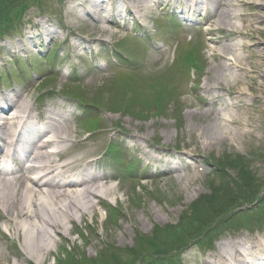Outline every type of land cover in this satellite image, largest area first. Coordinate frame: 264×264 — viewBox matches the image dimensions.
Returning a JSON list of instances; mask_svg holds the SVG:
<instances>
[{"label":"rangeland","instance_id":"374dc122","mask_svg":"<svg viewBox=\"0 0 264 264\" xmlns=\"http://www.w3.org/2000/svg\"><path fill=\"white\" fill-rule=\"evenodd\" d=\"M163 3L153 4L138 20L115 22L118 27L111 21L101 24L105 30L101 43L91 50L80 46L84 48L73 51L68 45L87 38L93 21L70 16L69 0H0V13L6 11L0 14V82L9 87L3 91L0 84V95L24 93L36 109L60 110V103L74 104L69 126L76 143L87 140L96 159L110 166L103 173L116 180L107 183L117 189L115 196L95 206L92 215L78 214L72 224L67 223V231L53 238L50 254L41 264H206L216 259L224 242L241 239L264 246V99L261 104L254 102L252 91L260 93L250 79L224 86V91L250 87L249 112L232 114L243 123L248 116L254 130L242 127L248 132L243 135L223 125L216 128L217 141L205 144L201 132L207 120L199 116L196 103L201 96L207 102L204 80L211 59L205 48V18L194 16L184 23L173 5ZM206 17L211 19L212 14ZM27 24L36 46L27 45L21 35ZM164 27L166 35H162ZM176 40H182L178 53L197 46L198 70L193 76L188 70L187 77L182 66L177 75L166 70L179 59V54L174 56ZM115 47L134 59L138 65L134 72L128 70L131 61L118 60ZM132 47L137 55H131ZM52 53L56 57L50 65ZM124 83L127 87H118ZM162 89L170 94L153 100ZM221 95L217 107L230 103L231 97ZM78 98L88 104L81 105ZM123 132L144 135L146 142L132 151L133 145L128 148L123 143ZM109 144L117 148L112 161L106 154ZM144 149H162L169 155L155 153L157 157L172 163L147 165L139 158H145ZM180 153L190 160H179ZM172 166L182 171L183 178L176 177ZM184 177L193 180L187 183ZM3 233L0 221V253L10 255L0 264H17L14 253L21 255L19 240L13 236L11 243Z\"/></svg>","mask_w":264,"mask_h":264},{"label":"bare ground","instance_id":"6f19581e","mask_svg":"<svg viewBox=\"0 0 264 264\" xmlns=\"http://www.w3.org/2000/svg\"><path fill=\"white\" fill-rule=\"evenodd\" d=\"M159 2L178 6L179 12L186 16L212 14V18L204 23L205 35L208 36L205 48L209 50L211 59L204 80L207 102L202 96L196 101L202 112L199 116L207 120L201 132L205 144L217 141L216 128L223 125L233 126L243 135L248 132H243L242 127L254 130L248 116L243 123L239 115L232 114L233 110L249 112L246 97L250 87L224 91V86L238 84L241 78L250 79L256 85L253 89L260 93L252 91L254 102L261 104L264 99V0H69L70 16L85 23L86 20L93 21V32L87 38L81 37L75 44H69V47L76 50L87 46L91 50L105 36L101 24L109 23L113 16L120 20L144 17L153 4ZM41 28L48 31L45 24ZM26 44L35 45L33 38L27 37ZM240 52L247 57H242ZM163 92L157 95L161 97ZM223 93L231 97L230 103L217 107ZM13 98L12 108L3 114L5 120L2 118L0 122V166L3 171L0 173V221L4 239L12 243L15 236L19 240L21 255L14 253L17 264L26 261L41 264L50 254L53 238L62 230L67 231V223L72 224L78 214L80 217L92 215L95 206L105 205L104 199L113 198L117 189L107 185L106 179L91 169L96 152L87 140L76 143L68 115L53 106L45 107L41 130H48L44 136L35 139L39 134L22 133L20 128L26 122L31 125L37 120L31 115L33 108L27 104L24 93L15 92ZM123 133V143L126 147L133 145L130 147L132 151L140 150L147 139L144 135ZM165 135L168 136L167 133ZM202 145L205 146L204 143ZM157 150L144 149L142 152L147 160L166 167L169 161L155 153L169 154L162 149ZM177 156L181 161L190 160L186 153ZM172 170L176 177L183 178L177 166H172ZM89 174L91 179L84 183L82 178ZM191 177H184L185 181L190 183ZM97 198L102 201H97ZM9 257L8 252L0 253V260ZM215 258L206 264H264V246L261 242H243L241 239L224 242L219 244Z\"/></svg>","mask_w":264,"mask_h":264},{"label":"trees","instance_id":"16d2710c","mask_svg":"<svg viewBox=\"0 0 264 264\" xmlns=\"http://www.w3.org/2000/svg\"><path fill=\"white\" fill-rule=\"evenodd\" d=\"M2 13H6V11L5 12H1L0 14H2ZM159 253H163V252H159Z\"/></svg>","mask_w":264,"mask_h":264}]
</instances>
